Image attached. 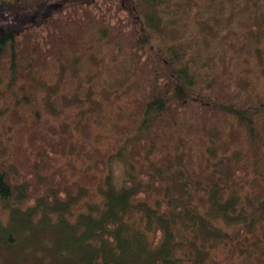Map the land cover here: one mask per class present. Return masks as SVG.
<instances>
[{
    "label": "trees",
    "instance_id": "trees-1",
    "mask_svg": "<svg viewBox=\"0 0 264 264\" xmlns=\"http://www.w3.org/2000/svg\"><path fill=\"white\" fill-rule=\"evenodd\" d=\"M116 160L125 186L80 247L111 246L112 215L140 224L139 204L187 220L178 241L150 228V264L166 236L178 251L161 263L195 264L196 216L225 203L223 252L202 264H264V0H0V211L22 219L0 222V264L29 250L31 210L79 193L87 210Z\"/></svg>",
    "mask_w": 264,
    "mask_h": 264
},
{
    "label": "rangeland",
    "instance_id": "rangeland-1",
    "mask_svg": "<svg viewBox=\"0 0 264 264\" xmlns=\"http://www.w3.org/2000/svg\"><path fill=\"white\" fill-rule=\"evenodd\" d=\"M125 167L128 166L127 164L125 165L122 160L114 161L108 178H106V180L103 179L101 185L98 187L99 196L85 211L77 213L73 209L75 205L77 206L83 201L84 194L82 193L56 204L61 205V207L48 206L46 203L40 202L35 209L30 211L35 214L34 217H31L30 222L32 225L25 230L27 242H30L29 250L26 251L24 250L25 248L22 249L21 254H23V257L15 254L11 260L12 263L24 264V261L26 262L28 259L30 261L34 256V262L36 264H91V262L93 264H106L111 262L113 264H150V260L156 252V250H150L149 247H147L150 243V239L154 238L150 231L152 226L157 225L158 227L163 228L166 233L169 231L173 232L176 240L178 239V235L187 234L188 230L183 223L184 221L187 222L186 219L180 221L179 227L178 224L175 227L167 224L165 221H158L155 212L152 209L150 213H147L144 207L135 204L132 208H141L140 214L146 218L143 217V221L139 224L138 218H131L133 212L128 211L127 209L119 211L117 215H112L116 218L113 220L115 221L114 224H116V226L110 237L109 243L112 244L111 246L105 244L103 241H100V244L97 247L89 246L88 248L86 246L80 247V245H78L82 241L83 243H87L90 235L98 234L99 231L96 230V227L89 232L90 235L86 234L85 231H82V227L86 224H100L103 212L107 208L105 190L107 188H112V186L117 188L125 186L124 179L126 171H129L128 169H124ZM107 183L109 184L107 185ZM231 200H228L226 204H229ZM172 201H174V198H172ZM220 204L225 205V203H215L208 211L196 216V225L191 228L192 232L198 233V241L195 245L197 247V262L195 264H202L204 261L209 263L212 260V254L214 252L217 253L219 251L220 254L223 252L219 249L218 245V240L221 239L220 237L222 234L218 232L220 237L212 235V233L216 232L215 230L222 226L223 222H225V226H229L231 223V221H228L230 219L229 216L222 215L223 211H221L222 207H220ZM3 206L1 208H3ZM112 211L115 210L112 209ZM71 213H75V215L86 214V216L82 222H76L75 216ZM258 213H260L259 209L255 211V214H257V217L263 222V217L259 216ZM58 215L60 218H58ZM0 216V222L3 224H8L9 222L13 223L14 221L15 223H22L21 217L17 219L10 218V212L7 213L5 211L4 214H2L0 211ZM61 216H64L62 220ZM240 219H242L240 215L236 216L237 221ZM59 221L61 223H58ZM189 221L192 222L191 220ZM251 221H254V217H252ZM42 223H44V225H40ZM68 223L75 224L74 227L77 228V232H75L77 234L75 237L76 239L71 242L73 246L71 244L63 246L59 242V240L71 241L68 235L70 232L67 233V230H62L60 228L66 227L67 229H74L72 226L68 225ZM15 227V232L11 234L12 239H14L13 243L19 237V231L17 230L19 229V226ZM73 231H75V229ZM228 232L229 230L226 227L225 233ZM99 236L101 235L99 234ZM36 238L38 239L36 240ZM63 244H65V242H63ZM163 245H165L163 251L158 256L154 257L155 260H152V264H164L161 263V260L168 261L175 257L178 251V244L173 243L168 236H166ZM125 246L132 253L133 260L128 259V255L130 254L129 252H126ZM199 246L205 247L201 248ZM166 251L167 253L163 255ZM3 256V250H0V262L2 261ZM42 259H44V261H42Z\"/></svg>",
    "mask_w": 264,
    "mask_h": 264
}]
</instances>
